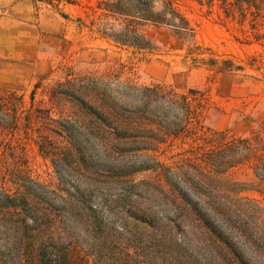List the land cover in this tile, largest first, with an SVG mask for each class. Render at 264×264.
I'll use <instances>...</instances> for the list:
<instances>
[{
    "label": "trees",
    "instance_id": "1",
    "mask_svg": "<svg viewBox=\"0 0 264 264\" xmlns=\"http://www.w3.org/2000/svg\"><path fill=\"white\" fill-rule=\"evenodd\" d=\"M157 2L97 0L90 29L139 51L154 49L146 26L193 35L172 0ZM220 7L252 23L264 18V0H221ZM53 95L71 106L66 115L0 103L3 130L37 124L34 141L54 174L49 182L33 178L10 153L14 166L5 171L14 188L0 185V264H69L73 252L78 264H264V216L222 176L264 148L256 135H216L166 164L154 152L202 127L188 96L86 74L66 79ZM146 170L157 178L135 181Z\"/></svg>",
    "mask_w": 264,
    "mask_h": 264
},
{
    "label": "rangeland",
    "instance_id": "2",
    "mask_svg": "<svg viewBox=\"0 0 264 264\" xmlns=\"http://www.w3.org/2000/svg\"><path fill=\"white\" fill-rule=\"evenodd\" d=\"M172 1L189 19L193 35L183 36L166 26H146L144 32L154 49L139 51L91 31L97 0L58 6L33 0H0V103L18 111L31 106L48 109L52 118H59L71 106L56 99L54 90L68 78L93 75L189 97L201 114L202 127L192 125L191 137L161 145L154 152L160 162L176 161L183 148L207 146L216 135H256L264 145V18L252 23L237 15L227 16L220 7L221 0L212 4L208 0ZM11 36L12 42L31 40L41 56L44 54L28 77L20 55L8 57ZM22 122L14 132L0 128V185L12 190L11 175L5 171V167L12 170L14 166L11 152L21 158L27 175L46 182L54 180L50 161L43 158L34 141L37 124L25 132ZM51 138L65 146L62 138ZM240 162L226 168L222 176L237 182L239 196L251 200L250 205L264 216V148ZM134 178L157 176L146 170ZM77 256L73 252L69 264H78Z\"/></svg>",
    "mask_w": 264,
    "mask_h": 264
},
{
    "label": "crops",
    "instance_id": "3",
    "mask_svg": "<svg viewBox=\"0 0 264 264\" xmlns=\"http://www.w3.org/2000/svg\"><path fill=\"white\" fill-rule=\"evenodd\" d=\"M11 46L9 48L8 57L12 58V53L15 55H20V60L23 61L24 66L26 67V73L27 77L31 74V72H35V68L40 63L41 57L44 56V54L41 56L42 52L37 51V45L32 42L31 40H28V43L23 42H12V36L10 37Z\"/></svg>",
    "mask_w": 264,
    "mask_h": 264
}]
</instances>
